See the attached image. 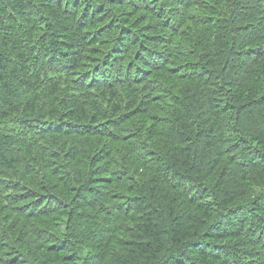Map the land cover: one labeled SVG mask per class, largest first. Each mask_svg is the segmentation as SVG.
I'll return each mask as SVG.
<instances>
[{
	"label": "trees",
	"instance_id": "obj_1",
	"mask_svg": "<svg viewBox=\"0 0 264 264\" xmlns=\"http://www.w3.org/2000/svg\"><path fill=\"white\" fill-rule=\"evenodd\" d=\"M0 264H264V0H0Z\"/></svg>",
	"mask_w": 264,
	"mask_h": 264
}]
</instances>
